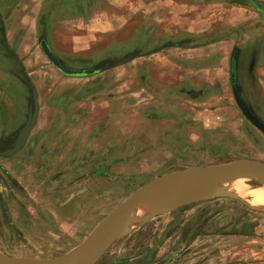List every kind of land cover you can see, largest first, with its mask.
Returning a JSON list of instances; mask_svg holds the SVG:
<instances>
[{"label": "rangeland", "instance_id": "374dc122", "mask_svg": "<svg viewBox=\"0 0 264 264\" xmlns=\"http://www.w3.org/2000/svg\"><path fill=\"white\" fill-rule=\"evenodd\" d=\"M254 1L264 10V0ZM135 2L129 9L99 0L100 10L128 23L98 41L78 23L50 26L51 50L65 67L102 68L70 77L41 49L18 47L25 33L10 39L2 17L10 3L0 0V255L60 257L165 174L236 160L264 163V134L233 94L236 80L264 123L260 12L243 0ZM75 37L84 39L78 51ZM35 96L38 116L27 142L4 156L34 113ZM244 183L249 201L264 190L258 178ZM254 206L215 198L158 208L98 264H264V207Z\"/></svg>", "mask_w": 264, "mask_h": 264}, {"label": "water", "instance_id": "95a60500", "mask_svg": "<svg viewBox=\"0 0 264 264\" xmlns=\"http://www.w3.org/2000/svg\"><path fill=\"white\" fill-rule=\"evenodd\" d=\"M243 1L259 8L254 0ZM42 49L50 62L67 76L84 77L97 72L95 69H69L49 49L46 42L42 43ZM235 59L236 57H234ZM234 82L233 93L239 109L246 119L264 134V123L242 100L236 80ZM38 109V99L35 96L34 113L21 131L16 147L6 152L7 155L16 153L24 145L36 123ZM256 178L264 184V163L251 160H236L230 163L194 167L165 174L151 180L128 196L98 223L81 244L68 253L44 260L0 255V264H97L117 241L143 227L153 215L154 210L158 208L173 211L182 205L215 198H227L247 206L250 205L247 198L232 189L247 180ZM182 199L184 201L180 203L179 200ZM141 211H144L143 214L138 215Z\"/></svg>", "mask_w": 264, "mask_h": 264}, {"label": "crops", "instance_id": "0c3cea01", "mask_svg": "<svg viewBox=\"0 0 264 264\" xmlns=\"http://www.w3.org/2000/svg\"><path fill=\"white\" fill-rule=\"evenodd\" d=\"M105 1L109 3L110 6L113 7L128 6L129 9H133V6H136L135 4H137L135 0H105ZM140 1L141 0H138V2ZM7 2L10 3L9 5L10 11L7 14H2V17L4 18L8 17L6 20L4 19V23L6 24L5 26L8 27L9 29L8 35H10V39H11L14 38V35L17 32L25 33L26 38H24V42H22V44L18 46L24 49H29V48H34L35 50L41 49L43 52L42 43L46 42L47 46L51 50L49 41L47 39V34L51 32L50 26L53 23L58 25L57 27L63 25H71L72 22L78 23L80 32L82 31V33L84 32L90 34L95 41L96 40L98 41V38L101 35L114 33L120 28H122L123 30L125 25L128 23V19L124 15H122V18L121 17L115 18L109 15V13L106 10H100L98 8L99 0H7ZM136 9L140 10L141 5L137 6ZM171 13L173 12L171 11ZM261 16L264 17L263 15ZM117 24H122V25L120 27H116ZM75 38L77 39L76 40L77 43L74 48H76V51H78V49L83 48V44H79L78 41L83 42L84 39L83 37L82 38L75 37ZM35 40H40L39 42L40 48L37 47V43H35ZM23 43H27V44L31 43V44L27 45ZM175 47L180 48V46L178 45H176ZM235 52H237V56L236 59L234 60ZM235 52L233 54V60L234 63L237 65L238 51L236 50ZM138 59H141V57L137 59L135 58L134 60H130L124 65L127 64L132 65L131 63H135V61ZM185 92L188 93V91ZM130 95L131 93H123L122 98L126 99V97H130Z\"/></svg>", "mask_w": 264, "mask_h": 264}, {"label": "bare ground", "instance_id": "6f19581e", "mask_svg": "<svg viewBox=\"0 0 264 264\" xmlns=\"http://www.w3.org/2000/svg\"><path fill=\"white\" fill-rule=\"evenodd\" d=\"M264 185V184H263ZM250 186L246 185L245 183L239 184L234 188V191L237 192L238 194L242 195L243 197L247 198L244 196L246 193L250 192L249 189ZM254 199H251L250 203L254 207H264V190H257L254 192ZM184 199L179 200L180 203H182ZM144 211L139 212L138 215L143 214Z\"/></svg>", "mask_w": 264, "mask_h": 264}, {"label": "flooded vegetation", "instance_id": "af4514ba", "mask_svg": "<svg viewBox=\"0 0 264 264\" xmlns=\"http://www.w3.org/2000/svg\"><path fill=\"white\" fill-rule=\"evenodd\" d=\"M26 142H27V141H26ZM17 143H18V138H16L14 141L11 142V145H9V147H8V151H10L9 149H11V150L14 149V148L16 147ZM24 144H25V143H24ZM23 146H24V145H23ZM23 146L21 147V149L23 148ZM21 149H20V150H21ZM8 151H7V152H8ZM17 152H18V151H17ZM17 152H16V153H17ZM16 153H14V154H16ZM14 154H12V155H7L6 152H5L4 156L9 157V156H13ZM45 163H46V162H45ZM44 166H45V165H44Z\"/></svg>", "mask_w": 264, "mask_h": 264}, {"label": "trees", "instance_id": "16d2710c", "mask_svg": "<svg viewBox=\"0 0 264 264\" xmlns=\"http://www.w3.org/2000/svg\"><path fill=\"white\" fill-rule=\"evenodd\" d=\"M234 1H240V0H234ZM256 3V2H255ZM257 4V3H256ZM257 6L259 7V8H256V10H258L259 12H260V14L261 15H263L264 16V10H262L261 8H260V6L257 4ZM96 65V64H95ZM100 65H102V64H100ZM111 67V66H110ZM96 68V67H95ZM97 72H99V71H101L102 70V68L101 67H97L96 69H95Z\"/></svg>", "mask_w": 264, "mask_h": 264}]
</instances>
